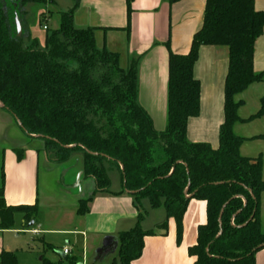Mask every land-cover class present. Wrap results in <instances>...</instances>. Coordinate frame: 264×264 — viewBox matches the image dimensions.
I'll return each mask as SVG.
<instances>
[{
  "label": "trees",
  "instance_id": "1",
  "mask_svg": "<svg viewBox=\"0 0 264 264\" xmlns=\"http://www.w3.org/2000/svg\"><path fill=\"white\" fill-rule=\"evenodd\" d=\"M80 1L75 0L69 12L60 13V28L47 35L45 50H40L36 40L24 47L23 40H31L23 19L25 7L52 1L0 0L2 109L20 123L28 137L44 143L51 162L64 164L74 154L83 156L84 180H92L95 191L80 201L79 216L89 212L88 204L95 196L111 194L107 166L122 167L123 193L135 198L140 213L135 228L116 238L119 264L140 259L144 239L165 236L170 219L176 223L180 243L192 200L207 205V223L199 227L197 245L189 250L196 258L194 264H256L257 253L264 249V164L262 157H243L241 147L264 136L244 139L234 134L233 127L264 116L263 101L256 115L242 120L238 112L243 103L236 101L252 85L263 82V75L254 72V52L264 34V12L256 11L255 0H207L203 27L195 34L189 54L170 53L167 127L158 132L138 104V61L122 69L118 54L98 48L93 30L74 26ZM180 1L170 0V4ZM132 2L128 0L129 15ZM16 16L23 28L21 38ZM202 47H223L229 55L225 122L217 150L187 139L188 122L201 109V85L194 68ZM157 145L165 156L160 160L153 155ZM4 190L2 169L0 232L14 230L18 216L27 226L37 223V205L7 206ZM143 200L153 209L164 208L167 214V221L151 231L142 228ZM42 263L78 264V260L67 257L52 263L43 256ZM0 264L19 263L14 253L4 252Z\"/></svg>",
  "mask_w": 264,
  "mask_h": 264
},
{
  "label": "crops",
  "instance_id": "2",
  "mask_svg": "<svg viewBox=\"0 0 264 264\" xmlns=\"http://www.w3.org/2000/svg\"><path fill=\"white\" fill-rule=\"evenodd\" d=\"M51 1L52 3H49L51 13L58 11L59 15L69 12L75 4V0ZM206 2L207 0H181L170 4V0H133L129 15L128 0H81L73 15L74 26L77 29L94 31L99 49H106L119 55L122 69H128L132 62L138 61V104L151 117L158 132L165 131L167 127L170 53L179 56L189 54L195 34L203 27ZM254 5L256 11L264 12V0H255ZM59 28L60 21L55 29ZM228 71L229 55L226 48L200 49L194 77L201 85V109L200 115L188 122L187 139L190 143L208 144L214 150L219 148L220 128L225 122V84ZM254 72L263 75V82L252 85L246 92L237 96L236 101L243 103L238 112L242 120L252 117L241 116L242 110L247 106L245 97L247 92L253 87L263 86L257 89L259 91L255 97L260 103L264 101V34L255 44ZM259 120H264V116L255 121ZM253 123L254 121L235 124L234 134L244 139L264 136V133L254 135L243 129L244 126ZM255 141L264 142V140L245 142L241 147V155L252 160L262 157L264 164L262 155L254 157L252 154H244L248 144ZM19 153L21 159L18 157ZM0 154L1 173L3 169L5 174L4 193L7 206L37 205L39 211L40 163L42 160L46 163L51 161L44 143L28 137L18 121L1 106ZM65 164L64 181L71 175L69 179L71 185L66 186L69 189L77 186L80 190L78 205L73 207L71 212L61 214L55 225L49 224L46 229H37L35 222L33 226L31 224L27 226L20 216L23 226L30 229L27 232L31 235L33 234L30 231H39L38 235L33 236L37 237V242L47 245L46 247L50 249L54 248L52 246L54 240L48 239L49 242H46L48 236L62 235L70 238L66 241L65 247L70 250L68 256L60 252L54 257L55 261L44 256L52 263H58L68 257L76 258L78 264H92L89 246L92 240L100 244L98 246L100 251L104 250L102 253L99 252L97 262L102 257L111 255L115 257L110 264L114 262L118 264L116 246L114 243L105 246V243L135 228L140 213L136 208L135 198L129 193H123L122 167H114L113 174L108 170L112 184L111 194L95 196L88 204L89 212L85 216H79V203L92 197L95 184L92 180H86L87 185L84 186L81 156ZM141 208L146 212L142 222L144 231L154 230L167 221L164 208L153 209L148 200L141 201ZM206 223V203L192 200L184 216L181 242L178 243L176 223L170 219L165 236L158 234L144 239L142 255L134 264H194L196 258L190 256L189 250L197 245L198 229ZM6 232H0V257L4 252L15 255L18 252L4 238ZM79 247L81 251L78 250ZM255 263L264 264V249L257 253Z\"/></svg>",
  "mask_w": 264,
  "mask_h": 264
},
{
  "label": "rangeland",
  "instance_id": "3",
  "mask_svg": "<svg viewBox=\"0 0 264 264\" xmlns=\"http://www.w3.org/2000/svg\"><path fill=\"white\" fill-rule=\"evenodd\" d=\"M48 3L42 4H28L25 7L24 22L27 26V29L30 33V39L25 38L23 40L24 47L31 45L33 40L37 41V47L40 50H45V40L47 35L51 32H54L56 25L60 21V15L58 11L52 12ZM44 27H47L49 30L45 31ZM259 88H252L250 92L245 94L247 100V106L242 110L241 116L243 118H249L257 114L262 108V102L257 101L255 95H257V89H260L263 86H257ZM243 129L250 131V134H262L264 133V120L254 121L253 124L249 126H244ZM254 132V133H252ZM244 154H252L254 157H259L262 155L264 157V142L255 141L252 144H248L247 151H244ZM154 157H157L158 160L163 159L165 156L161 149V146L157 145L154 152ZM83 156L81 154H74L71 160L76 157ZM161 157V158H160ZM1 160L2 155L0 154V178H1ZM70 160V161H71ZM157 160V161H158ZM69 161V162H70ZM68 163V162H67ZM64 164H57L51 162L40 163V210L38 211V218L36 219L37 229H46L50 225H55L57 219L61 217V214L66 212H71V209L78 205L79 193L80 190L76 186L73 189H69L66 185H71L69 180L71 175L65 178L64 181ZM109 173L113 174L115 170L113 166H107ZM84 180V186L87 185V182ZM68 188V189H67ZM72 193V194H70ZM261 218H262V231L264 233V195L262 197V209H261ZM43 226V227H42ZM34 228V227H32ZM27 230L22 224L20 216L16 218V225L13 231H7L4 233V238H6L9 245L15 248L18 252L16 257L19 264H43L41 263V258L46 256L47 259H53L55 261L56 255L62 253V249L67 247L66 241L70 238L67 236H48L46 242H49L48 239H53L54 243L52 246L54 248L50 249L41 242H37V237H34L31 234H28ZM43 237V235H42ZM100 245V244H99ZM98 243L90 241V256L93 260L92 264H110V261L114 259L115 256L106 255L101 258L99 262L100 247ZM44 247V248H43ZM81 251V247H79ZM8 250V249H6ZM78 253V252H77ZM117 257V255H116ZM118 259V257H117ZM119 264V260H118Z\"/></svg>",
  "mask_w": 264,
  "mask_h": 264
},
{
  "label": "water",
  "instance_id": "4",
  "mask_svg": "<svg viewBox=\"0 0 264 264\" xmlns=\"http://www.w3.org/2000/svg\"><path fill=\"white\" fill-rule=\"evenodd\" d=\"M15 24H16V29H17V35L19 38H21L23 35V28H22V24H21L18 16H16V18H15ZM19 125H20V123H19ZM33 225H34V222L31 223V226H33ZM112 243H114V245L116 246L115 248H117V240L116 239H109V241H107V243H105V246H107V244L111 245ZM103 251L104 250L102 249L100 251V253H102Z\"/></svg>",
  "mask_w": 264,
  "mask_h": 264
},
{
  "label": "built area",
  "instance_id": "5",
  "mask_svg": "<svg viewBox=\"0 0 264 264\" xmlns=\"http://www.w3.org/2000/svg\"><path fill=\"white\" fill-rule=\"evenodd\" d=\"M44 30L47 31V27H44ZM232 225H234V223L232 222ZM30 233H32L33 235H38L39 234V231L37 230H33V231H30ZM62 254L64 256H68L70 254V250L68 248H65L63 251H62Z\"/></svg>",
  "mask_w": 264,
  "mask_h": 264
}]
</instances>
